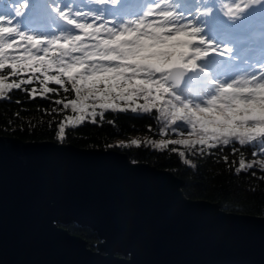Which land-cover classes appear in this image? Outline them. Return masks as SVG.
<instances>
[{"label": "water", "instance_id": "water-1", "mask_svg": "<svg viewBox=\"0 0 264 264\" xmlns=\"http://www.w3.org/2000/svg\"><path fill=\"white\" fill-rule=\"evenodd\" d=\"M184 68L168 82L182 87ZM115 150L0 136V264H264V216ZM90 229L96 248L67 226Z\"/></svg>", "mask_w": 264, "mask_h": 264}, {"label": "trees", "instance_id": "trees-1", "mask_svg": "<svg viewBox=\"0 0 264 264\" xmlns=\"http://www.w3.org/2000/svg\"><path fill=\"white\" fill-rule=\"evenodd\" d=\"M46 2L47 0H0V13L4 12L17 18L16 21L22 22L21 27L25 24L36 25L49 31L53 28L52 10L58 8L56 5L60 3L56 1L54 6L50 7ZM176 3L179 7L189 8V13L192 11L202 15L207 12L209 14L206 18L207 23L219 28L222 36L233 39L234 42L250 38L252 41L256 39L264 43V0H261L257 7L247 5L234 15L237 20L235 26L226 24L228 27L223 25V28H220L219 24L224 22H218L223 17L218 16L214 7L222 6L223 14L226 15L227 7L230 8L228 0H177ZM254 11L256 12L252 14ZM194 20H198L197 24L202 25L201 19ZM54 22L58 23L55 20ZM241 49L236 51L237 56L242 55L243 58H239L244 61L250 60V54H245L244 49ZM259 52L260 56L257 58L264 57L262 51ZM8 68L9 66L0 69V75L5 77L6 83L15 81L21 83V87L9 89L5 96L0 97V136L14 137L22 141H56L81 149L122 152L133 162L147 163L158 169L173 172L183 181L182 191L189 199L207 200L231 213L264 216V169L259 165V161L264 160V150L260 138L244 145H240L238 140L232 138L228 144L222 142L215 146L202 147L197 144L193 148L183 149L179 145L169 144L163 148L154 147L151 141L159 142L172 134L168 122L160 117L156 109L143 113L138 110V104L145 103L142 98L128 99L132 91L123 87L137 84L140 80L125 83L120 80L123 76L115 78V74L107 73L96 75L93 88L79 87L81 92L88 96L84 101L86 107L81 112L79 95L75 99L74 91L78 86L76 83L85 85V81L70 82L59 76L53 78L51 74H47L45 79L42 74L36 73L23 72L14 75ZM30 74L36 77L31 75L27 78L26 76ZM57 78L60 86L55 84ZM29 79L32 83H27ZM193 80L195 86L192 84V87H174L176 100L185 104L199 103L196 96L193 98L189 95L192 94L193 86L194 89L198 87L203 90L205 84L199 83L202 80L195 78ZM45 83L56 91L47 93L43 87ZM33 89L36 90L34 94ZM57 99L65 103L70 101L77 114H73L70 108L65 109L63 104H55L54 101ZM101 103L113 106V110L103 109V117L99 114L96 118L91 117V112L101 111L99 109ZM73 115H83L85 120L75 126L65 122V117ZM91 118L95 119V122ZM61 122H65L62 139L57 134ZM176 126L183 129L180 130L181 133L186 132L188 128L184 123H177ZM133 140L140 141L139 146L132 144ZM180 152H184L183 157L179 155ZM241 159H244L246 165L252 163L253 167L251 169L245 167L237 172ZM67 229L70 233L84 238L89 247L96 248L99 240L90 229H82L75 224L67 226Z\"/></svg>", "mask_w": 264, "mask_h": 264}, {"label": "rangeland", "instance_id": "rangeland-1", "mask_svg": "<svg viewBox=\"0 0 264 264\" xmlns=\"http://www.w3.org/2000/svg\"><path fill=\"white\" fill-rule=\"evenodd\" d=\"M56 1L60 3L56 5L58 6L56 9L66 12V15L61 16L53 9L54 20L58 23L55 24L53 20V28H50L49 31L36 25L25 24L21 27L22 22L16 21L17 18L4 12L0 13V17H4L18 32L33 35L31 46L26 49V52L31 56L26 58H31L37 67L43 69L40 72H33L31 67L19 68L16 75L23 72L25 74L36 73V75L42 74L45 79L47 74H51L53 78L59 76L70 82H76L87 81L96 75L107 73L115 74V78L123 76L120 80L128 83L137 80H150L159 72L163 74L162 79L168 81L171 69L157 66L155 61L161 54V46L166 44L165 35L176 30L180 19L191 20L196 27L201 29V37L217 51H209L208 55H201L202 52L207 51V45L204 47L194 46L199 44L198 33L186 32V40L182 48L179 50L170 49L163 53L167 60H178L177 66L181 67H183L186 57L192 60L198 59L197 66L183 67L186 77L182 79L180 88L192 87V84L195 86L193 78L202 80L199 83L205 84L203 90L198 87L194 89L193 86L192 94L189 95L193 98L197 97L199 100L197 105L194 103L185 104L176 100V96L173 98L174 108H184V112L177 113L178 117L190 115L196 109L212 107L208 102L219 96L221 88H228L236 83L246 86V81H252L264 73V57L257 58L260 56L258 55L259 51H264V43L263 47H260L256 44V39L252 41L250 38L234 42L233 39L222 36L219 28L207 23L206 18L209 16L207 12L202 15L197 12L192 13V11L189 13L190 9L179 7L176 3L177 0H132L133 2L131 0H103V3L100 2L101 0H96V2L94 0H69L66 2L47 0L50 7H53ZM228 1L230 8L238 4L245 8L242 0ZM244 3H247V0H244ZM259 3L261 0H254V3L248 5L257 7ZM214 9L219 17H223L218 20L219 23L224 22L219 24L220 28L226 24L235 26L237 20L234 15L223 14V8L220 5ZM113 10L115 17L112 16ZM173 11L180 17L173 16ZM152 15L154 18H150ZM190 17L193 19H189ZM194 19H201L202 25L197 24L198 20ZM2 33L3 28H0V34ZM13 43L19 47L13 49L0 47V58H6L7 55L9 57L5 67L9 66L8 69L11 73H13L10 67L11 63L16 56L26 55L23 48L27 46L18 38ZM238 49H244L245 54H250V60L240 59L239 57L243 58V56H237ZM31 75L36 77L34 74L26 77ZM76 84L83 89L88 88L84 84ZM171 85L174 88L172 83ZM123 88H130L132 92L137 91L129 86ZM242 97L250 98V103L255 102L259 105L257 124L264 123V88L239 91L231 100L218 103L214 110L220 112L226 107H231L237 112V115H243L235 103ZM205 115L208 114L205 113ZM177 123L186 124L183 121H177ZM168 126L172 135L163 138L162 141L197 139L189 125L186 132L182 133L180 131L183 130L182 128L170 123ZM215 131L213 130V134ZM220 131H230V129L225 126ZM213 143L218 144L216 141H209V145ZM179 146L183 149L194 147Z\"/></svg>", "mask_w": 264, "mask_h": 264}, {"label": "snow or ice", "instance_id": "snow-or-ice-1", "mask_svg": "<svg viewBox=\"0 0 264 264\" xmlns=\"http://www.w3.org/2000/svg\"><path fill=\"white\" fill-rule=\"evenodd\" d=\"M251 3H254V0H247V3H244V0H242V4L244 7ZM242 10L243 7L238 4L233 8H228V14L235 15ZM55 11H57L61 16L66 15V12H61L59 9H55ZM172 15L179 16L174 11ZM150 18H154V16L152 15L150 16ZM0 28H3V33L0 34V47H3L5 49H13L15 47H19V45H14L13 43V41L17 38L25 45H27L23 48V51L26 55L16 56L10 65L14 75L17 73L19 68L31 67L33 72H40L41 70H43L42 68L37 67L31 58H26L31 56V54L26 52V49L31 46V42L34 39L33 35L18 32L17 29L13 27L10 22L6 21L4 17H0ZM186 32L198 33L199 44L194 46L204 47L205 45H207V51L202 52L201 55H208L209 51H217L214 47L208 44L205 39L201 37V29L196 27L191 20L180 19V23L176 30L168 32L164 37V39L166 40V44L161 46V54L156 58L155 62L157 66L172 69L179 64L178 60H167L163 53L170 49L179 50L180 48H182L186 40ZM8 60V55L6 56V58H0V69H3L5 67V64ZM197 61L198 59L192 60L186 57L183 62V67H195L197 66ZM162 76L163 74L158 72L150 80H140L137 84L129 85V87L135 88L137 89V91L132 92L129 95L128 99L131 100L134 98H142L145 103L138 104L139 111L148 113L152 109H156L160 117L170 124L176 125L177 121L185 122L187 125L191 126L192 133L197 137V139H177L167 142L162 140L157 142L153 140L150 143L154 147L163 148L167 147L169 144L184 145L189 147L198 144L203 147L205 145H209V141H216V143L223 142L224 144H228L229 139L234 137L236 140H238L240 145H244L246 142L254 141L257 138H260L261 147L262 150H264V123L257 124V117L259 116L260 112V108L257 103H250V98L245 97L236 100V106L239 111L243 113V115H237V112L234 111L231 107H226L220 112L214 110L215 106H217L218 103L231 100L233 96L239 91H249L251 89L264 88V73H262L258 78L252 81H246V86H242L241 84L236 83L234 85H230L228 88H221L219 96H217L214 100H210L208 102L212 107L193 110L190 115H185L183 117H178L177 113L184 112V108H174L173 105V98L176 95L173 90L174 88L172 87L170 82L162 79ZM27 83H32L31 79H29ZM40 83L42 84V81H40ZM84 83L86 87L93 88L95 86L96 79L92 77ZM55 84L60 86L59 78H57ZM20 87L21 83H16L15 81H13L12 83H6L5 77L3 75H0V97L5 96L7 90L14 88L19 89ZM43 87L47 93H54L56 91V89L49 88L48 83L43 84ZM35 91L36 90L33 89V94L35 93ZM74 93L75 99L79 95V110L83 112L84 108L86 107L84 101L88 99V96L81 92L79 86H77V89L76 91H74ZM165 97H167V99H165ZM54 103L57 105L63 104V107L65 109L70 108L73 114H77V111L71 106L70 101L65 103L63 100L57 99L54 101ZM99 109L101 110L99 111V113L97 112V110L95 112H91V117L96 118L98 114L103 117V109L113 110V106L101 103ZM205 113H207L208 115H205ZM84 120L85 118L83 115H73L65 117V122L70 123L73 126L83 122ZM92 121L95 122V119H92ZM65 122L60 123L57 133L61 139L64 137L65 133ZM225 126H227L230 131H220L221 129H224ZM213 130H216L214 134ZM163 134L164 133L162 129L161 135ZM132 144L139 146L140 141L133 140ZM211 146H215V143H213ZM179 155L183 157L184 152H180ZM253 155L255 156L256 153L254 152ZM185 163H187V161H185ZM259 165L261 169H264V160H260ZM245 167L251 169L253 167V164L249 163L246 165L244 159H241L239 162V168H237L236 171L239 172Z\"/></svg>", "mask_w": 264, "mask_h": 264}, {"label": "bare ground", "instance_id": "bare-ground-1", "mask_svg": "<svg viewBox=\"0 0 264 264\" xmlns=\"http://www.w3.org/2000/svg\"><path fill=\"white\" fill-rule=\"evenodd\" d=\"M112 12L114 13L112 16H114V17H115V11L113 10ZM107 16H108V15H107ZM240 58H242V57H240Z\"/></svg>", "mask_w": 264, "mask_h": 264}, {"label": "clouds", "instance_id": "clouds-1", "mask_svg": "<svg viewBox=\"0 0 264 264\" xmlns=\"http://www.w3.org/2000/svg\"><path fill=\"white\" fill-rule=\"evenodd\" d=\"M235 103H236V101H235Z\"/></svg>", "mask_w": 264, "mask_h": 264}]
</instances>
